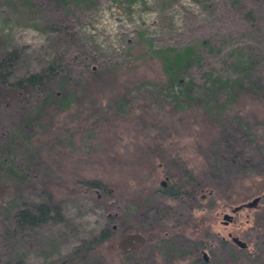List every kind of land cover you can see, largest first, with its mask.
I'll return each instance as SVG.
<instances>
[{
  "label": "rangeland",
  "instance_id": "374dc122",
  "mask_svg": "<svg viewBox=\"0 0 264 264\" xmlns=\"http://www.w3.org/2000/svg\"><path fill=\"white\" fill-rule=\"evenodd\" d=\"M125 1L0 0V51H24L11 80L55 56L69 63V82L50 80L58 96L37 108L34 91L2 90L0 153L15 148L10 159L23 173H0V203L51 196L63 221L1 242L0 258L264 264V91L229 98L220 87L208 103L201 95L211 86L204 72L225 73L235 48L256 47L264 70V0ZM189 44L201 57L189 73L195 83L174 102L153 50ZM224 138L230 149H221ZM179 184L187 192L178 200L163 193ZM257 196L256 207L234 210ZM104 228L111 239L93 243Z\"/></svg>",
  "mask_w": 264,
  "mask_h": 264
},
{
  "label": "trees",
  "instance_id": "16d2710c",
  "mask_svg": "<svg viewBox=\"0 0 264 264\" xmlns=\"http://www.w3.org/2000/svg\"><path fill=\"white\" fill-rule=\"evenodd\" d=\"M117 1V0H114ZM137 0H126L129 5L135 3ZM241 18L250 25L255 24L256 18ZM248 17V18H247ZM255 26V25H254ZM162 61V70L169 81L168 96L174 102L184 101L186 93L190 87L195 83L193 76H191L190 69L194 66L196 60H200V56L195 50L194 46L189 44L184 46L181 50H153ZM258 50L253 45H245L235 48L226 57L227 65L225 73L221 72H204V80L206 83L208 79L211 86L207 92H201V95L206 97L207 103L210 101V96L215 95V90L220 87L227 89V96L233 97L240 91H248L249 89L256 90L255 92L262 93L264 91V71L260 68V60L258 58ZM24 51L22 48L14 47L0 51V96L3 89H8L17 95H25L30 91H34L38 98L33 107L37 108L40 101L44 98L49 100L56 98L57 92L47 90L50 80L59 79L61 81L67 79L69 74V63L64 56L53 57L43 68L37 72L28 73L21 77L11 80L16 64L22 59ZM233 54V55H232ZM207 80V81H208ZM178 89L175 94L173 89ZM214 89V90H213ZM69 97V96H68ZM206 103V104H207ZM230 142L224 138L223 147L230 149ZM5 150V149H4ZM223 150V149H222ZM27 152V150H26ZM8 156L4 157V153H0V173L12 174L15 178L20 177L23 171L19 167L13 165V159L17 157L15 148L11 152H7ZM10 155L12 160L10 159ZM27 165V162H23ZM23 168V167H22ZM13 169V170H12ZM190 180V179H189ZM95 189H104V185L100 181L93 180L89 182ZM201 187V186H198ZM187 192L185 184H179L175 188H164L163 193L172 199L178 200ZM16 201L9 200L8 202L0 203V243L7 245L17 236L18 233L37 229L48 223H60L63 221V213L61 207L53 202L51 196L46 200L33 203L17 205ZM109 229H102L97 236L93 238V243L99 245L111 239ZM76 254V251L73 252ZM18 255V256H17ZM10 256L13 258H0V264H25L23 255L17 254Z\"/></svg>",
  "mask_w": 264,
  "mask_h": 264
},
{
  "label": "water",
  "instance_id": "95a60500",
  "mask_svg": "<svg viewBox=\"0 0 264 264\" xmlns=\"http://www.w3.org/2000/svg\"><path fill=\"white\" fill-rule=\"evenodd\" d=\"M263 196H264V194H263ZM259 199H260L259 196L254 197L251 201L235 207L234 210H238L240 207H248V208L256 207L258 205ZM231 219H232V217L230 215H228V214L223 215V220L225 222L231 221ZM228 236L230 237L231 242L234 245H236L237 247H239L241 249H244L246 247V243L244 241L240 240L238 237L231 236V234H229ZM202 254H203L204 261H207L206 254L204 252Z\"/></svg>",
  "mask_w": 264,
  "mask_h": 264
}]
</instances>
